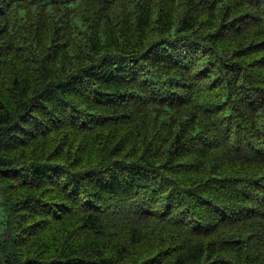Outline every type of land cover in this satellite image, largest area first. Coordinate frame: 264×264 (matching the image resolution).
Returning <instances> with one entry per match:
<instances>
[{"label":"trees","instance_id":"obj_1","mask_svg":"<svg viewBox=\"0 0 264 264\" xmlns=\"http://www.w3.org/2000/svg\"><path fill=\"white\" fill-rule=\"evenodd\" d=\"M0 264H264V0H0Z\"/></svg>","mask_w":264,"mask_h":264}]
</instances>
